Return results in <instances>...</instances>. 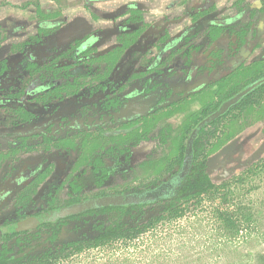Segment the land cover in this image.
<instances>
[{
  "label": "rangeland",
  "instance_id": "obj_1",
  "mask_svg": "<svg viewBox=\"0 0 264 264\" xmlns=\"http://www.w3.org/2000/svg\"><path fill=\"white\" fill-rule=\"evenodd\" d=\"M190 1L193 6L189 5ZM190 1L187 5L177 2V6L174 4L175 0L168 2L167 5H170L171 9H180L175 10L177 13L145 11L146 19H150L148 20L150 25L139 43L135 44L139 52L136 55H129L123 62V70L117 74V84H125L126 87L120 95L124 103L132 106L124 109L122 114L130 118L146 115L147 118L141 120L139 124L143 130L153 127L156 121L154 116L161 115L164 119L158 126L170 124L172 132H168V136L164 135L161 139L141 140L132 146V161L127 167H121V170L113 173L102 186L88 185L84 189V195H88V198L97 196L95 195L97 193L103 195L129 189H147L157 185L159 181L168 179L175 173L173 171L169 174V171L175 166L194 123L203 117L204 112L209 113L213 110L231 86L245 77L255 76L257 70L260 72L264 69V20L259 21L257 15L252 16L262 3L261 0H249L250 9L244 13L241 23L253 22L254 27L261 28L262 35L261 37L250 35L249 39L254 37L249 40L254 47L250 48L247 43L238 51L233 47L230 52L228 42L233 40H221L217 43V47H222L226 52L224 61L228 68L223 69L225 72L222 78V75L213 72L214 69H195L191 74L192 64L185 62L184 57L165 67L163 73L152 72L141 78L133 77L132 74L143 70V56L151 57L156 53L152 45L155 40L154 33L164 28L171 35H177L183 28L190 27L196 22L188 13V8H204L207 5L205 19L231 18L239 10L238 6L234 5L237 0ZM146 2L151 6L149 8L151 10L157 6L154 0ZM243 7L245 9L244 4ZM80 19L76 20L77 26L68 24L67 27L63 22L59 28L61 34L70 33L69 41L91 33L92 29L82 26L78 21ZM34 20L38 22L39 18L33 13L30 17L21 18L14 14L5 19L9 21L7 28L10 23L21 28L15 35L12 34L13 44L28 39L33 32ZM109 20L100 21L98 29L94 28L93 36L99 52H105L112 45L113 42L110 40L117 32L116 21L113 24ZM205 28L206 23H201L200 31L193 41L200 43L204 40ZM74 30H77V33H74ZM104 33H108L106 40H103ZM4 42L0 44V61L17 62L21 52L14 50L10 46L11 42ZM63 45L64 43L59 45L58 52L64 49ZM240 55L245 59H238ZM60 62L67 63L68 57L60 59ZM204 62L207 63L206 60ZM117 71L115 68L114 72ZM171 73L172 77L168 76ZM146 79H150V82L166 81L169 87H173L174 90L167 93L166 100L162 103L163 108L157 106L152 108L154 101L145 98L143 94H136L140 92L139 89ZM21 82L18 76L5 80L6 84L15 87ZM146 87L148 88V85ZM100 95L90 94L87 90L82 98L78 99L77 95L73 96L74 99L70 97L66 105L60 100L58 107L57 104H52L49 110H44L43 104L39 102L37 117L31 122L12 124L11 120L6 118L8 113L4 115L5 117H0V225L11 223L3 229L0 247L13 245L18 251L25 246L24 243L15 242L14 232L17 230L24 234L29 230H22L25 227L24 218L15 222L12 212L18 206L19 193L24 190L33 196L42 193L45 183L34 182L37 173L46 169V179L50 181L53 178L59 179L61 186L56 194V203L61 204L70 198L71 177L79 173L81 167H84L92 157H85L80 153L71 156L67 148L54 146L46 149L45 146H35V143L43 140L45 135L60 136L75 120L85 122L97 118L102 102ZM6 99L8 97L0 95L1 102ZM69 100L82 103H69ZM173 100H177L175 106L173 108L167 106ZM2 109L6 110L3 107ZM263 109L264 107L253 106L250 110L245 108L234 111L221 122L216 136L207 143L208 148L205 150L207 173L215 183L213 189L181 199L175 212L159 202L150 203L151 205L141 210L137 209L130 223L131 229L120 236L98 242L96 245L61 251L50 257H43L35 252L17 264H264ZM63 116L67 120L64 123V130L60 132ZM112 118L107 117L106 122L94 121L99 128L93 124L91 129L93 136L105 144L114 142L111 133L122 124L121 116L115 114L113 121ZM150 159L153 161L150 162ZM37 164L40 165L38 170L35 168ZM90 219L89 225L83 229L95 234L102 218L93 219L91 216ZM71 226L69 223L64 226L62 236L66 239L73 235Z\"/></svg>",
  "mask_w": 264,
  "mask_h": 264
},
{
  "label": "trees",
  "instance_id": "obj_2",
  "mask_svg": "<svg viewBox=\"0 0 264 264\" xmlns=\"http://www.w3.org/2000/svg\"><path fill=\"white\" fill-rule=\"evenodd\" d=\"M248 2L249 0H237L234 5L238 6V13L231 18L225 17L223 19H205L207 5L204 8L192 7L190 15L196 22L190 27L183 28L177 35H171L164 28H160L162 30L159 29L154 33L155 40L152 45L156 49V53L151 57L143 56V70L138 73L135 72L132 76L141 78L152 72L163 73L165 67L167 68L174 61L184 57L185 62L192 64L190 68L191 74L195 69H214L213 72L216 71L218 75H222V78L225 72L223 69L225 67L228 68L227 63L224 61L226 52L222 47L218 48L217 43L221 40H233V42H228L230 52L233 47L238 51L240 47L247 43H249L250 48H253L254 44H250L249 40L256 35L259 37L262 35L261 28L258 26L254 27L255 24L253 22L241 23L244 13L250 9ZM261 3L262 6L255 13H252V16L257 15L259 21L264 20V0H261ZM128 12L112 13L110 17L108 16V20L110 19L109 21L113 22V24L116 21L117 32L113 35L112 45L105 52L98 51L93 36L95 31L93 28H90L92 29L90 34L88 32L81 38H75V40L71 41L68 39L70 33L61 34L59 28L64 22L61 13H43L42 10L38 9V13H34L35 17L39 18L38 27L34 26L37 28L33 29L27 40L16 44L11 42L13 40L11 36L13 35L7 36L9 35L6 30L7 26L0 24V44L5 43L4 41L11 42L10 46L14 50L21 52L17 62L0 61V79H2L0 81V95L8 97L3 102L0 101V117H5L4 115L8 113L9 115L6 118L10 119L12 124L31 122L37 117L39 102L43 104L44 110H49L52 104H57L58 107L61 103L60 100H63V105H66L70 97L74 99L73 96L77 95L78 99L82 98L87 90L90 91V94H101L100 99L102 101L99 105L97 118L94 117L92 120H85V122L75 120L60 136H55L54 134L51 136L45 135L43 140L35 143V146H45L46 149L54 146L63 149L67 148L71 156L80 153L85 157H92V159L85 163L84 167H81L79 173L71 177L69 181L71 196L61 204L56 203V194L61 183L58 178H53L51 181L46 179V169L40 171L39 174L37 173L34 179V182L44 181L45 185L42 193L34 194V196L30 195V193L28 194L25 190L19 193L17 197L18 206L12 212L15 222L24 218L25 221L23 222H27L29 227H24L22 230H33L25 231L24 234L17 230L14 232V236H16L15 242L24 243L25 246L18 251L15 250L13 245L0 247V264L20 263L35 252L40 254V256L50 257L59 254L61 251L75 250L86 245H96L98 242L120 236L131 229L130 223L134 219L135 211L151 205L142 203L138 205L101 207L36 225V218L40 214L87 198L88 195H84V189L88 185L102 186L113 173L124 167L126 168L127 164L132 161V146L141 140L161 139L164 135L168 136V132H172L170 124L158 126L160 125L159 122L164 119L161 118V115L159 117L154 116L156 121L153 127L143 130L139 124L147 118L146 115L131 117V119L127 115L122 114L124 109L132 106L124 103L120 95V92L126 87L125 84H117V74L121 69L123 70L124 60L128 59L129 55H136L139 52L135 44L139 43L142 35L150 25L148 21L150 19H146L143 10L130 8ZM56 16L58 17V21H55L56 23L50 21V18H56ZM201 23H206L205 38L202 42L197 43L193 39L200 31ZM14 25L9 28H14ZM34 30L36 33H34ZM62 35L65 36L63 39L66 45L64 49L58 52L59 38ZM250 35L254 37L249 39ZM197 55L201 57L198 58ZM194 56H196L195 59L191 61ZM65 57H68V62L61 63L60 59ZM242 58H244L242 55L238 57V59ZM115 68H117V72H114ZM4 74L10 77L18 76L22 80L21 84L17 87L9 86L1 78ZM171 75L172 73L168 76ZM261 77H264V69L260 72L257 70L253 77H245L235 83L224 93L214 109L209 113L204 112L203 117H200L193 127L212 111L218 109L225 100L242 91L246 86ZM1 82H3L2 85ZM147 85L148 88L146 87ZM139 90L140 92L136 94H143L145 98L154 101L152 108L157 106L161 109L164 106L162 103L166 100L167 93H171L174 89L169 87L166 81L150 82V79H146ZM176 101H171L167 106L173 108ZM69 103L79 104L82 102L69 100ZM263 103L264 82L242 97L218 119L203 127L194 143V160L189 175L182 181L175 195L157 202L165 204L167 209L175 212L178 210V202L181 199L197 196L213 189L215 183L207 173V155L205 152L208 148L207 143L216 136L217 128L221 122L234 111L245 108L250 110L253 106L264 107ZM2 107L6 110L4 111ZM153 112L155 113L156 110L154 109ZM115 114L121 116L122 124L111 133L114 142L110 144L100 142L93 136L91 131L93 124L100 120L106 122L105 119L107 117L114 118ZM113 118L111 121H113ZM66 120L65 116H63L60 132L64 130ZM96 127L99 128L98 125ZM185 148L186 142L183 144L182 152L169 174L180 169L185 156ZM151 161L153 159H150ZM35 168L38 170L40 165L37 164ZM159 182L156 183L159 184ZM38 185H35V187ZM145 189H129L122 192L143 191ZM100 194L102 193L95 195L99 196ZM91 216H93V219L98 217L107 219L99 220L100 225L97 227L98 232L95 234L83 229L84 226L89 225ZM67 223L72 225L71 231L73 235L70 239L62 236L65 229L64 226ZM10 225L11 223L8 222L0 225V237L1 235L3 236V229ZM64 248L66 249L64 250Z\"/></svg>",
  "mask_w": 264,
  "mask_h": 264
},
{
  "label": "water",
  "instance_id": "obj_3",
  "mask_svg": "<svg viewBox=\"0 0 264 264\" xmlns=\"http://www.w3.org/2000/svg\"><path fill=\"white\" fill-rule=\"evenodd\" d=\"M264 82V77L246 86L242 91L225 100L218 109L210 113L200 121L191 132L186 148L183 163L180 169L172 174L168 179L160 182L154 187L143 191L108 193L95 197L86 198L78 202L57 207L39 215L38 222L56 221L71 215H77L88 210L108 206L138 205L142 203H154L176 194L182 181L189 175L194 160V142L203 127L218 119L235 105L242 97Z\"/></svg>",
  "mask_w": 264,
  "mask_h": 264
},
{
  "label": "crops",
  "instance_id": "obj_4",
  "mask_svg": "<svg viewBox=\"0 0 264 264\" xmlns=\"http://www.w3.org/2000/svg\"><path fill=\"white\" fill-rule=\"evenodd\" d=\"M3 4L0 6V23L6 24L7 17L16 14L18 17L24 18L25 16L30 17L33 13H38V9L42 10L43 13H61V17L64 20V26H77V19L82 26L98 29L101 22L108 21V16L111 13H129L130 8H139L147 13H174L175 10L171 9L168 2L172 0H154L157 6L156 8L149 9L151 6L147 4V0H0ZM149 1V0H148ZM175 6L177 2L187 5L190 0H175ZM190 1L189 5L193 6ZM173 10V11H172ZM191 9H187L190 12ZM151 11V12H150ZM13 13V14H11ZM75 13V14H73ZM77 13V14H76ZM92 13V14H90ZM175 13H177L175 11ZM69 17H72L68 20ZM105 19V20H103ZM73 20V22H72ZM50 21H58V17L50 18ZM101 21V22H100ZM71 22V23H70ZM56 23V22H55ZM19 26H14L18 28ZM100 28V27H99ZM107 28V27H106ZM116 28V27H115ZM101 30V28H100ZM116 30H114L115 32ZM79 32V31H78ZM77 33V30H74ZM116 33V32H115ZM114 33V34H115ZM104 39L108 33H104ZM110 41L113 42V39Z\"/></svg>",
  "mask_w": 264,
  "mask_h": 264
},
{
  "label": "flooded vegetation",
  "instance_id": "obj_5",
  "mask_svg": "<svg viewBox=\"0 0 264 264\" xmlns=\"http://www.w3.org/2000/svg\"><path fill=\"white\" fill-rule=\"evenodd\" d=\"M1 4H3L1 1H0V5ZM1 7V6H0ZM8 23H9V21H8ZM1 24V23H0ZM33 24V29H36L38 26H37V24H38V22L37 21H35L34 20V22L32 23ZM1 25H3V26H7V23H6V25L5 24H1ZM14 25V24H13ZM11 25H9V27H10ZM34 26H37V27H34ZM22 27H24V25H22ZM11 29V30H10ZM21 28H7L6 27V30H7V33L9 34V35H7V36H10V35H12V34H14L15 35V33H18V31L20 30ZM23 29V28H22ZM35 33V32H34ZM33 33V34H34ZM56 33V32H55ZM17 35V34H16ZM65 36L64 35H62L61 36V39H60V41H59V44H62V43H64V45L63 46H65L66 45V42H64V38ZM22 39H20V41H21ZM7 74H4V75H2V77L1 78H3L4 80H8L9 78H10V76H8ZM261 78H263V77H261ZM260 79V78H259ZM2 79H0V81H1ZM258 80V79H257ZM1 83H3V82H1ZM210 115V114H209ZM207 117V116H206ZM205 117V118H206ZM204 119V118H203ZM202 119V120H203ZM201 120V121H202ZM196 126H194L193 127V129L195 128ZM193 129L191 130V132L193 131ZM191 132H190V134H191ZM196 140V139H195ZM195 143V142H194ZM186 144H187V142H186ZM171 176V175H170ZM164 181V180H163ZM156 186V185H155ZM154 187V186H153ZM149 188V187H148ZM151 188V187H150ZM88 198V197H87ZM90 198V197H89ZM86 199V198H85ZM83 200V199H82ZM75 203V202H74ZM72 204V203H71ZM48 211H51V210H48ZM48 211H45L44 213H46V212H48ZM43 214V213H42ZM41 215V214H40ZM30 217V216H29ZM38 217L39 216H37V218H36V225H39V224H41V223H39L38 222ZM26 219H29V218H26ZM23 221H25V219L23 220ZM25 227H29V226H27V222H25ZM30 230V229H29Z\"/></svg>",
  "mask_w": 264,
  "mask_h": 264
}]
</instances>
